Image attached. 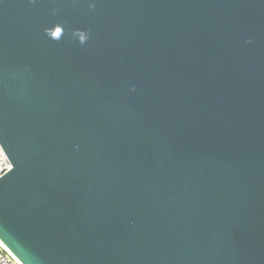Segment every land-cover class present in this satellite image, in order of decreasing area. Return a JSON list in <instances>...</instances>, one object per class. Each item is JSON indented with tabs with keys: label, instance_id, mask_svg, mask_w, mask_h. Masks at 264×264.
Returning <instances> with one entry per match:
<instances>
[{
	"label": "water",
	"instance_id": "water-1",
	"mask_svg": "<svg viewBox=\"0 0 264 264\" xmlns=\"http://www.w3.org/2000/svg\"><path fill=\"white\" fill-rule=\"evenodd\" d=\"M0 147L20 264H264V0H0Z\"/></svg>",
	"mask_w": 264,
	"mask_h": 264
},
{
	"label": "built area",
	"instance_id": "built-area-1",
	"mask_svg": "<svg viewBox=\"0 0 264 264\" xmlns=\"http://www.w3.org/2000/svg\"><path fill=\"white\" fill-rule=\"evenodd\" d=\"M10 168L9 162L0 147V176ZM0 264H20L0 243Z\"/></svg>",
	"mask_w": 264,
	"mask_h": 264
}]
</instances>
